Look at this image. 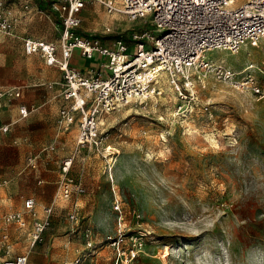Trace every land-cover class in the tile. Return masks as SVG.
I'll use <instances>...</instances> for the list:
<instances>
[{"label": "rangeland", "instance_id": "obj_1", "mask_svg": "<svg viewBox=\"0 0 264 264\" xmlns=\"http://www.w3.org/2000/svg\"><path fill=\"white\" fill-rule=\"evenodd\" d=\"M34 1L52 19L23 21L20 32L58 41L56 14L45 0ZM82 18L85 33L109 41L115 38L106 35L118 33L131 43L133 30H153L150 22L109 13L97 2L88 4ZM19 40L0 33L6 62L1 60L0 72L22 76L26 62L36 60L23 53ZM207 56L233 78L251 72L264 84V38L238 52L212 50ZM92 64L76 55L72 60L81 69ZM199 74L186 97L163 82L161 94L105 113L100 151L77 144L76 126L59 128L55 92L44 84L25 90L24 100L40 106L0 138V181L19 173L0 184V232L5 226L21 237L4 223V214L21 209L27 196L36 198L38 208L54 204L53 221L29 264H264V98L220 71ZM6 77L0 73V82ZM4 110L17 117L14 104ZM71 156L69 173L85 192L66 200L57 181L62 160ZM106 159L114 163L117 193ZM75 202L79 220L71 225L67 214Z\"/></svg>", "mask_w": 264, "mask_h": 264}, {"label": "built area", "instance_id": "obj_2", "mask_svg": "<svg viewBox=\"0 0 264 264\" xmlns=\"http://www.w3.org/2000/svg\"><path fill=\"white\" fill-rule=\"evenodd\" d=\"M6 1L0 0V31L16 34L20 15ZM95 2L109 13L120 11L131 21L150 22L153 30H133L130 33L131 43L123 37L109 41L87 34L81 30V12L89 3ZM50 5L61 26L59 40L25 36V53L37 54L47 64L62 71L60 80L48 84L49 87H56L64 100L58 110L57 124L63 131L76 126L77 144L99 151L103 148L101 126L105 113L161 94L163 82L186 97L187 92L194 91L195 75H200L203 70H217L233 78L234 73L216 64L207 53L212 50L238 52L244 45H258L264 38V0H122L121 9L117 0H52ZM76 50L87 58L98 57L99 67L89 74L73 67L71 59ZM29 72H36L32 63ZM233 81L264 98V84H260L251 72H247L242 79L233 78ZM25 85L27 83L17 79L11 86L0 88V113L6 98L20 97ZM33 108L34 105L31 108L21 104L20 118H26ZM13 123H0V138L11 130ZM109 148L110 145L105 150ZM45 149L47 147L42 148ZM103 155L107 157V154ZM72 160L73 156L62 160L58 181V191L66 200L74 192H85L82 183L69 173ZM106 161L112 189L117 193L114 163L111 159ZM8 181L5 178L0 184ZM77 206L75 202L74 208L67 214L71 225L79 220ZM115 206L121 213L118 220L121 233L123 216L118 197ZM54 211L53 203L38 209L36 198L29 196L25 198L22 209L4 216L6 223L16 225L24 232L26 240L24 249L5 259L4 264H29L32 250L44 239V232L53 221ZM85 235L87 244L92 245V231H86ZM13 241L7 229L0 232V244L6 253L12 252ZM118 242L117 239L114 241ZM135 255L132 249L131 256Z\"/></svg>", "mask_w": 264, "mask_h": 264}, {"label": "crops", "instance_id": "obj_3", "mask_svg": "<svg viewBox=\"0 0 264 264\" xmlns=\"http://www.w3.org/2000/svg\"><path fill=\"white\" fill-rule=\"evenodd\" d=\"M45 1H46V3L49 6L50 11H52L51 10V7H50L51 6L50 3H51L52 0H45ZM9 2H10V0H7L6 1V4L9 7H12V8L17 9L18 12H19L18 14L21 17L19 16L20 20L16 23V27H15L16 34H11L10 35V34H6V33L1 32V31H0V33L5 34V35H9V36H13V37H17L18 39H20L19 40L20 47L22 48L23 53L25 55H27V56H36V60L35 61L34 60H28L26 62L25 72H24V74L22 76L13 75L10 72H8L6 69L0 72V73L3 74V76H5V77L7 76L5 78V80H4L3 83L0 82V88H6L8 86H11L17 79H21L22 82L27 83V85L23 86V88H22L23 89L22 90V95L20 97H12L10 99L9 98H6L4 107H3V109H2V111L0 113V123H6V122H12V121L14 123H16L19 119L20 120H24V119L26 120V119H28L32 115V113H34L39 108L40 105H36L34 103H28L27 101L24 100L25 90L28 89L31 86H35V85H39V84H44V87L46 89H48V91L55 92V96H58L59 97V100L61 101V105L64 102V100L60 97L57 88L56 87H49V85H48L52 81L60 80L62 78V71L57 66L47 64L39 55H37V54L28 55V54L25 53V50H24L23 38L25 36H32V37H35V38H45V39H48V38L47 37H44V36H34V35H29V34H23L19 30V27L21 26V24L23 23V21H32L33 19H35L36 16H38L39 18L44 17L46 19L51 20L52 19L51 18V13L45 14L44 13L45 11L43 9H40L38 7V5H37L38 2H35L34 0H15L14 2H12V4L9 3ZM87 7L82 10V12H81V15L82 16H83V13L85 14V10L87 9ZM81 30L84 31L82 29V27H81ZM48 40H54V39H48ZM54 41H56V40H54ZM75 55L76 56H79L81 58H87V57L83 56L80 53L79 50H76L74 52L73 57ZM73 57L71 59V65H72ZM87 59L90 60V61H93V64L90 65L88 68L86 67L85 69H81L79 67H76V66H73V65L72 66L73 67H76V68H78L80 70H82L85 74H89L94 69H97V67H99V61H100V59L98 57L87 58ZM1 60H3V58L0 57V65L2 64ZM3 63H6V62L4 61ZM31 63L36 66V72H34V73L29 72V65ZM36 76H37V79L39 80L38 82H35V80L33 79ZM11 104H14V107L17 108V117L16 118H13L10 115L9 116H6L4 114L5 113L4 112L5 111L4 109L6 107H8V106H11ZM21 104H27L31 108H32L33 105L35 106V108H33L30 111L29 115L26 118H20L19 107H20ZM57 114H58V112H57ZM15 120H17V121H15ZM56 120H57V117H56ZM11 128H12V126H11ZM5 134H7V133H5ZM5 134H3V135H5ZM60 169H61V165H60ZM18 175H19V173L18 174H14L12 177L7 178V179L11 182L13 179H16L18 177ZM60 176H59V178H60ZM3 179H5V178H3ZM41 181H44V179H41ZM58 181H59V179H58ZM27 197H29V196H27ZM24 200H25V198H24ZM24 200H23V207H24ZM41 208H38V209H41ZM17 210H20V209H17ZM17 210L8 211V212H6L4 214V216L7 213H9V212H13V211H17ZM4 223L5 224H8L5 221H4ZM9 225L14 226L13 227L14 230H19V234H20L19 236H21V237L20 238L19 237H15L12 234V232L10 231L9 228H6L5 226L3 227V230L4 229H7L11 233L12 238H13L14 241H13V246H12V252L11 253H6L5 252V249L0 244V264H4V260L12 257V255L17 254V253H20L24 249V244L26 243L25 236H24V232L22 230L18 229L16 227V225H14V224H9ZM31 254H32V252H31ZM34 256L35 255H33V257ZM30 257H31V255H30ZM29 262H30V260H29Z\"/></svg>", "mask_w": 264, "mask_h": 264}, {"label": "trees", "instance_id": "obj_4", "mask_svg": "<svg viewBox=\"0 0 264 264\" xmlns=\"http://www.w3.org/2000/svg\"><path fill=\"white\" fill-rule=\"evenodd\" d=\"M106 37L107 38H119V37H123L126 41L128 40L127 39V36H125L124 34H118V33L108 34V35H106Z\"/></svg>", "mask_w": 264, "mask_h": 264}, {"label": "bare ground", "instance_id": "obj_5", "mask_svg": "<svg viewBox=\"0 0 264 264\" xmlns=\"http://www.w3.org/2000/svg\"><path fill=\"white\" fill-rule=\"evenodd\" d=\"M118 4H119V8H122V0H117ZM115 13H121L120 11H116ZM123 14V13H121ZM116 15V14H115ZM119 16V15H118Z\"/></svg>", "mask_w": 264, "mask_h": 264}]
</instances>
